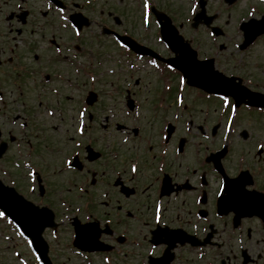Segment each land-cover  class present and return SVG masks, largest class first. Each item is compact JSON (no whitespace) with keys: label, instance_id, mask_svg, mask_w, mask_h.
Masks as SVG:
<instances>
[{"label":"flooded vegetation","instance_id":"af4514ba","mask_svg":"<svg viewBox=\"0 0 264 264\" xmlns=\"http://www.w3.org/2000/svg\"><path fill=\"white\" fill-rule=\"evenodd\" d=\"M217 1L210 12L208 0L206 17L196 22L199 4L193 11L189 3L185 12H177L167 11L164 1L158 9L194 47L227 45L221 41L231 35V22L222 20L224 12L230 19L240 9L233 29L248 11L253 9L255 18L263 14L262 0H246L242 7L244 0ZM87 10L82 0H0V144L6 143L3 160L14 178L10 183L29 201L55 213L58 225L44 230L50 247L47 264H264V152L257 150L264 143V108L243 103L232 113L219 96L186 81L180 84L184 74L164 60L174 53L159 41L157 22L149 27L129 23L125 31L118 28L123 22L110 24L162 59L129 49L123 56L128 68L114 76L121 84L94 82L87 89V59H98L102 40L87 39L94 20L80 28L79 36L70 22L72 14ZM209 15L213 18L208 22ZM213 27L219 34L211 37ZM109 36L110 45L103 46L118 53L114 35ZM149 75L156 77L154 84ZM240 77L251 90L264 92V80L253 72ZM64 86L72 88V95ZM90 90L95 100L88 105ZM105 97L109 102H102ZM55 104L62 107V121L74 108L68 139V130L54 131V121L45 115ZM244 120L257 122L263 133L251 127L238 131ZM80 126L82 135L75 132ZM253 137L254 151L255 143L247 145ZM235 142L247 147L235 148ZM222 148L220 172L209 157ZM39 158L50 162L52 170L60 169L63 181L55 180L54 170L47 174ZM28 171L37 176L28 178ZM221 184L226 190L217 196ZM75 222L90 230L99 250L91 251L94 244L88 239L82 249L75 247Z\"/></svg>","mask_w":264,"mask_h":264},{"label":"rangeland","instance_id":"374dc122","mask_svg":"<svg viewBox=\"0 0 264 264\" xmlns=\"http://www.w3.org/2000/svg\"><path fill=\"white\" fill-rule=\"evenodd\" d=\"M84 1V0H82ZM167 4V11H171V10H176L177 12H185L187 6L189 7V3H185L184 0H160V2L158 3L159 6H164L165 2ZM90 3H87V5H93L95 7L94 8H90L88 9V13L89 15L95 20V25L93 26V28L88 29L87 30V35H88V39L89 40H93L92 37H94V34H99L100 33V24H98V19H100V21L104 22V21H108V23L110 24H114L115 22V17L119 16L121 21L123 22L124 25L123 28L127 27V25L129 23H134L135 26L137 27H141V3L142 0H89ZM84 2V4H86ZM247 3L246 0L244 1H240L239 5L240 7L244 6ZM187 5V6H186ZM217 5V1L216 0H211L210 2V6L209 11L212 12L213 7ZM170 6V7H169ZM109 11L113 12L112 14H109ZM240 11V9H239ZM233 12V14L230 16V19L228 18V15L226 12H224V14L221 16L222 20H229L231 22V25L229 28H231V35L226 39L223 40L221 42H225L227 45L225 46L227 49L223 51V53H221L220 49L218 46H205L203 47V51L210 52L211 48H214L213 53L217 56V62H218V66L220 68L223 69H230L231 64H237L234 68L236 70H241L243 73H247V72H253L254 75L260 77L262 80H264V45L260 42H258L252 49H250L247 52L242 53L241 50L237 47L238 42L241 41V36L239 35V33L237 31H234L233 27H234V22L236 21L238 15L237 13L239 12ZM264 11V8H263ZM264 14V13H263ZM100 15L101 18H100ZM260 16V15H259ZM258 15L256 17H259ZM228 29V28H227ZM233 32L235 33V36H232ZM101 34V33H100ZM99 34V35H100ZM200 34H202L200 32ZM95 38V37H94ZM232 38V39H231ZM103 42H105L106 44L110 43L108 42L107 37H103ZM228 39L229 42L227 41ZM264 42V41H263ZM218 44V43H217ZM106 47H102L100 49L101 54H99V58L97 59V61L100 60L101 63H97V65H102V70L104 72V74H100L97 76V78H101L103 79L100 80L103 82V85H114L117 84L118 82L121 84V80L122 79H116L115 77H112L113 79L115 78V82L111 81V77L110 74L107 73L108 69L111 67H115L114 65V61H115V52L110 51L109 50H105ZM110 48V47H109ZM114 55H112L113 53ZM243 55H247L246 57H243ZM89 59V58H88ZM244 59H249V63L248 66L244 65ZM94 60V59H93ZM226 60L230 61V64L226 62ZM95 61V60H94ZM233 69H230L234 71ZM117 72H119V70H117ZM117 72L115 75H117ZM149 79L148 81H150V84H154V80L156 79V77L154 75H149ZM90 81V80H89ZM87 85L88 82H87ZM88 88V87H87ZM65 92H69L72 95V88H67L66 86H64ZM73 102V100H72ZM102 102H109L107 100V97H105L103 99ZM57 105V104H56ZM70 112V117L67 118L65 121H60V120H56L54 121V123H60L59 124V131H61V133H64L65 130L67 129L68 132L65 135V138L68 139V137L70 135H72V131H73V123L74 120L71 121V118H73V113H74V108L71 106L69 107V109L66 112V115ZM257 122H255V124L250 125L246 120L242 121V124L239 122V127H238V131H242V129L246 128L248 129V127H251L255 132L258 133H263V129L262 127L258 126L256 127ZM62 129H65L64 131ZM239 133V132H238ZM263 135H260V137H262ZM40 149L42 148L41 146L43 145L44 147V139H42L40 137ZM236 140H239L241 142H243L241 137H236ZM236 143V147L235 148H240V149H245L246 147L243 146H238L239 142H235ZM246 143V142H244ZM255 143V144H254ZM55 144H57V142H55ZM241 144V143H240ZM247 144V143H246ZM254 144V147L252 148V150L254 151V148H256V138L253 137V139L251 140V142H249L247 145H252ZM256 150V149H255ZM59 159H55V163H58ZM39 163L43 164L45 166L46 169V173L49 174L51 173L53 170L55 171V180L62 182L63 178L59 176V174H57V169L52 170V164L50 162H47L46 160L39 158ZM54 163V165H55ZM62 165V164H60ZM59 165V166H60ZM48 169V170H47ZM58 189V188H57ZM57 189L54 190V192H57ZM51 197V195H50ZM4 220L0 219V264H21L20 261L18 260V258L16 257L14 251H16V244H17V238L15 237V234L10 231V228L7 226V224L5 222H3ZM9 235H13L14 237H11ZM24 253V257L26 256L25 251H23Z\"/></svg>","mask_w":264,"mask_h":264},{"label":"water","instance_id":"95a60500","mask_svg":"<svg viewBox=\"0 0 264 264\" xmlns=\"http://www.w3.org/2000/svg\"><path fill=\"white\" fill-rule=\"evenodd\" d=\"M159 17L161 18L162 15L160 14ZM251 23H255V24H252L253 26L246 28V31L249 33L243 47L247 46L250 42H252V40L255 38L256 35L264 32V18L260 21H253ZM169 31L170 30L168 28V25H166V34H164V36L167 40L171 37L172 47L179 52V57L177 59L178 64L180 68L184 71L186 76L189 77L190 80H193L194 82L196 81L210 90L223 92V93L228 92V93H232L233 95L235 94L231 90H234V88L236 87L231 85L224 78H221L222 75L219 74L218 72L212 70L211 68H209V70H206V72L204 73L210 75L208 79H211V81L207 79L204 82L203 81L204 77H201V70L205 68L201 69L200 67H197L195 65L197 64L195 61H194L195 64L188 66L185 65L183 63V61L185 60L184 58L185 55L188 57L190 62L192 60L189 56L190 54L189 49L186 46L182 45L180 42H178L179 39L175 37V35L172 34L170 35ZM0 207L3 208L6 211V213L10 215L14 220L19 222L24 229L28 231H33V223L31 218L32 215L38 213L37 210L27 205L21 198H18L12 190L6 189L1 184H0ZM36 236H38L37 232H36Z\"/></svg>","mask_w":264,"mask_h":264},{"label":"snow or ice","instance_id":"6c2138e0","mask_svg":"<svg viewBox=\"0 0 264 264\" xmlns=\"http://www.w3.org/2000/svg\"><path fill=\"white\" fill-rule=\"evenodd\" d=\"M192 8L194 10L195 5H192ZM150 11H151V5L149 3V0H143V3H142V16H143V24H144L145 27H147L148 24H149V13H150ZM248 15H251V13H248ZM60 19L61 20H65L66 17L61 16ZM76 35L79 36L80 33L77 31L76 32ZM209 35H212V33H209ZM121 47H123V45H121ZM56 52H60V48L59 47L56 48ZM152 63H153V66H155V63L154 62H152ZM92 80H93V82L95 81V77L94 76L92 77ZM136 83L138 84L139 81L137 80ZM179 83L180 84H184L185 83V79L183 77H181ZM229 96H230V93L225 92L219 98L223 102V106L224 107L231 106L232 112L235 113L237 105L231 104V101L229 99ZM176 101H177L178 104L182 102V100H181L180 97H177L176 98ZM45 115L47 117L52 118L53 121H56L57 118H59L60 121L63 120V117L60 115L59 111H55V114H54V111L53 110L45 109ZM80 115L83 116V113H80ZM137 115H139V113H137ZM21 127H24V125H21ZM51 127H52V129L54 131H59V124L58 123L51 124ZM75 132L82 135L83 132H84V129H83L82 126L76 127L75 128ZM164 139L166 141L167 140V137H165ZM125 143H126V141H125ZM78 146L79 145H77V147ZM257 150L260 151V152H264V143L258 144L257 145ZM64 163L65 164H69L70 162L67 161V160H65ZM130 171L133 174L137 173V171H138L137 166L135 164H133L131 166ZM57 174H61L60 169H57ZM36 176H37V173H35L33 171H28L27 172V177L28 178H35ZM220 188H221V190L216 193L217 196L223 195V192L226 190V185L221 184L220 185ZM30 191H34V189H30ZM77 211H79V208H77ZM158 211H159V205H157V212ZM4 215H5L4 212H0V219H3ZM154 219H155L156 223L158 224L159 223V220H160V217L157 215L156 217H154ZM89 227H94V225H90ZM21 264H23V262H21Z\"/></svg>","mask_w":264,"mask_h":264}]
</instances>
